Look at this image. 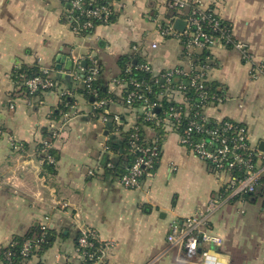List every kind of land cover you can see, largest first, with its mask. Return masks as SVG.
Returning <instances> with one entry per match:
<instances>
[{"label":"crops","instance_id":"1","mask_svg":"<svg viewBox=\"0 0 264 264\" xmlns=\"http://www.w3.org/2000/svg\"><path fill=\"white\" fill-rule=\"evenodd\" d=\"M65 1L0 0V252L13 238L45 222L50 245L23 264H80L75 244L81 228L95 232L107 264H264V182L213 217V231L223 244L204 247L206 262L200 253L168 246L170 225L180 227L223 193L224 184L179 145L175 133L164 137L156 168L138 189L124 188L118 176L101 168L87 174L100 166L103 154L115 161L103 148L119 142L120 131L135 120L122 101V89L112 85L121 76L119 59L137 58L155 74L186 68L190 60L178 40L157 32L168 14L166 0H116L115 21L85 36L66 23ZM203 6L230 25L233 37L255 60L264 57V0H203ZM202 58L209 67L208 84L225 96L222 103L206 107L205 116L244 126L249 145L258 149L264 141L263 79L251 78V64L236 49L217 44ZM90 59L98 63L99 80L111 99L109 117L117 123L94 118L81 81L72 75L77 64L84 68ZM22 67L50 68L55 90L28 96L24 80L14 78ZM66 93L74 111L55 121L52 114ZM42 129L58 133L51 147L57 151L53 175L43 172L37 154ZM11 141L22 148L13 149Z\"/></svg>","mask_w":264,"mask_h":264},{"label":"built area","instance_id":"2","mask_svg":"<svg viewBox=\"0 0 264 264\" xmlns=\"http://www.w3.org/2000/svg\"><path fill=\"white\" fill-rule=\"evenodd\" d=\"M115 1L109 0L106 5H94L88 10H83V0H70V9L65 16L66 23L74 33L91 28L92 21L96 19L105 23L113 11ZM164 8L170 16L159 23L157 32L162 38L178 40L190 64L186 68L175 67L155 74L146 62L140 61L136 64L135 59L130 57L123 65V73L130 75L136 71L144 77L130 76L126 80L119 77L112 81V85L122 89V101L127 106V111L135 117L130 126L128 123L125 130L120 131L121 139L126 140L128 151L135 155V159L118 180L126 189H138L142 179L151 175L160 159L163 142L161 138L167 133H175L182 148L203 161L212 174L224 180L223 193L211 197L206 205L187 217L180 227L176 223L171 224L166 236L169 247L182 249L191 255L200 253L206 262L208 255L203 251L204 247H220L223 244V239L213 231V217L230 202H241L244 196L253 194L264 182V153L249 145L247 129L244 126L230 120L207 119L205 108L222 103L225 96L220 92L209 91L207 60L204 58L200 61L198 57H203V54L217 44L236 49L243 61L251 64V78H260L263 81L264 57L255 60L244 44L233 37L230 26L220 28L222 20L212 8L203 6V0H166ZM77 12L86 19L82 25L78 17L74 16ZM176 19L185 22L182 32L173 27ZM214 33L217 36H214ZM151 46L155 48L156 44ZM133 50L136 52L137 48L133 47ZM38 72V75L23 81L25 91L30 96L56 88L50 68L41 67ZM72 75L76 81H81L85 97L93 99V113L101 110L98 118L104 124L111 120L117 123V118L109 117L105 108L108 102L100 99L92 87L100 75L97 61L90 59L84 68L77 64ZM153 88L157 91L153 92ZM188 89L193 90L196 97L194 102L187 96ZM151 94L152 98L149 97ZM66 96L69 97V94L66 93ZM168 104L170 106L161 114L155 111ZM65 107L66 112L62 114V118L68 119V111L73 112L74 105L71 103ZM51 138H58L56 130H52ZM11 146L15 150L22 148L21 144L15 141H11ZM49 148L50 146H47L43 149L44 155H47ZM109 152L108 145L104 146L103 153ZM46 159L52 165L55 163L51 156ZM99 169L100 166H97L96 169L88 170L87 174L93 176ZM39 227L38 235L27 239L21 245L19 255L22 258L44 243L47 224L43 222ZM95 240L97 236L93 231L88 228L80 229L76 246V257L80 264L91 261L93 257L95 259L92 264H107L103 246L97 248L94 253L88 252L93 248ZM11 245L14 244L9 246ZM0 254L4 264H13L14 253L7 250Z\"/></svg>","mask_w":264,"mask_h":264},{"label":"trees","instance_id":"3","mask_svg":"<svg viewBox=\"0 0 264 264\" xmlns=\"http://www.w3.org/2000/svg\"><path fill=\"white\" fill-rule=\"evenodd\" d=\"M106 2H108V1H106V0H93V2H90L89 0H83L81 8L83 10H88V9H90V7H92L94 5H96V6L106 5L107 4ZM65 3L67 4V10L69 11V9H70V0H66ZM79 14L80 13L77 12L76 14H74V16L78 17V20H79L80 24L82 25V24H84L86 22V19H84V17L80 16ZM167 16H170V14H167ZM114 21H115L114 11H112L111 15L108 17V19H107V21L105 23H103L102 21L97 20V19L93 20L92 21V25L93 26L91 28L82 30V31H80V32H78L76 34L77 35H81V36L88 35L89 33L92 32V30L96 26L106 25V24L112 23ZM226 26L229 27L230 25L227 22L222 21L220 28L221 27H226ZM214 36H217V34L214 33ZM203 56H204V54H203ZM198 58L200 59V61H203L202 60L203 59L202 56H200ZM127 60H128L127 57H122V58L119 59L118 63L121 66V70H123V65H124L125 61H127ZM135 62L137 64V63L140 62V60H138L136 58ZM87 65H88V63H87ZM38 74H39L38 68L34 67V68H31V69H27V68L22 67V68L18 69L17 71H15L14 78L17 81L19 79H20V81H22V80L28 79L30 77H33L35 75H38ZM20 76H22V77H20ZM130 76H133V77H136V78L144 77V75L142 73H139V72H136V71L132 72L130 75H126L122 71L120 78L126 80ZM208 86H209V91H211L213 93H218L217 86H215L213 84H208ZM92 87L97 91L99 98L102 99V100L107 101L108 104H109V102L111 101L110 96L107 94L106 87L99 80V77L93 83ZM22 89H25V87L23 86ZM152 91L156 92L157 90L155 88H153ZM82 92H84V91H82ZM39 93H42V92H39ZM26 94H27V92H26ZM28 96H30V95H28ZM187 96L193 102L196 99V97L193 94V90L192 89H188L187 90ZM149 97L152 98V94ZM86 99L90 100V97L86 96ZM71 103H72L71 99H69L68 97H63L62 103H61V105L59 107V111L57 110V111H55L52 114L53 120L57 121L60 117H62V114L64 113V111H66L65 105H70ZM169 106H170L169 104L168 105H164L162 107V109H159V111L157 113L161 114L164 111V109H166ZM105 108H107V107H105ZM102 110H104V108ZM99 112H101V110H96L93 113L94 118H98V113ZM41 135H42V141L37 145L38 158L42 162L43 172L47 173V174H50V175H53V174H55L54 164L53 165L50 164L47 161L46 157L47 156H51V157H53V159L55 161L57 160V151L54 150L53 148H51L52 147V143H53L54 140L51 138V132L48 131L47 129H42L41 130ZM47 146H50V148L47 150V155H44L43 154V149H45ZM108 148H109V151L112 153V155L113 156L115 155L116 159H115V161H112L110 159V157L108 156V154L101 155V157L99 159L100 168L108 175L110 174L112 176H118L119 177L120 175H122L123 173L126 172V168H128L129 166L132 165V163L134 162V159H135V155L131 154L128 151V145L126 143V140H124V139H121L119 142H116V143L108 144ZM156 165L154 166V169L156 168ZM247 196L248 195H246L244 197L247 198ZM89 230L93 231L91 229H89ZM39 232H40V227H39V224H37V225L31 227L23 236L13 238L11 240V243L14 244V245H11V246H8V247L4 248L1 253L5 252L7 250H9L12 253H14L15 256L13 258V264H23L24 262L29 260L32 256L40 255L41 252L45 248H47L50 245V243H51V241L49 240L48 235H47L48 232H49L48 228H46V236H45V241H44L43 244L39 245L38 248H36L31 254H29L25 258H22L19 255L20 247L23 244V242L26 241L27 239H31L34 235H38ZM79 236H80V232H79L78 237L76 239L75 246H77V241H78ZM100 247H102V244L97 239V240H95V244H94L93 248L89 249L88 252L89 253H94V252H96V249L97 248L100 249ZM0 256H1V254H0ZM94 259L95 258L93 257V259H91V261H89V262H87L85 264H92Z\"/></svg>","mask_w":264,"mask_h":264},{"label":"water","instance_id":"4","mask_svg":"<svg viewBox=\"0 0 264 264\" xmlns=\"http://www.w3.org/2000/svg\"><path fill=\"white\" fill-rule=\"evenodd\" d=\"M184 25H185V22L181 19H176L174 21V24H173V27L175 30L179 31V32H182L183 28H184ZM63 57H61L60 59L62 60ZM59 61V57H57V62ZM69 64H70V61H69ZM85 65V63H83ZM90 101H93L92 98H90ZM156 112L159 111V109H156L155 110ZM258 150L262 153H264V141H261L258 145Z\"/></svg>","mask_w":264,"mask_h":264},{"label":"rangeland","instance_id":"5","mask_svg":"<svg viewBox=\"0 0 264 264\" xmlns=\"http://www.w3.org/2000/svg\"><path fill=\"white\" fill-rule=\"evenodd\" d=\"M84 127H85V126H84ZM163 140H164V137L161 138V141H163Z\"/></svg>","mask_w":264,"mask_h":264}]
</instances>
